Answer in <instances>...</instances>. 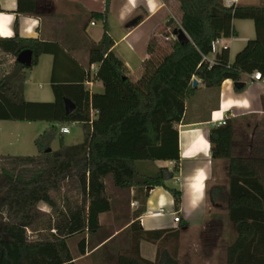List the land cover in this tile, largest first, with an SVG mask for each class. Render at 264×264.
Listing matches in <instances>:
<instances>
[{
  "label": "trees",
  "instance_id": "obj_1",
  "mask_svg": "<svg viewBox=\"0 0 264 264\" xmlns=\"http://www.w3.org/2000/svg\"><path fill=\"white\" fill-rule=\"evenodd\" d=\"M105 1V12L90 17V21L103 23L104 33L89 51L90 63L99 65L94 80L103 84V94H91L84 85H75L71 87L80 90L79 96H70L67 85L53 83V102L26 101L28 72L41 55L52 52L53 45L18 36L0 38V52L16 58L11 71L0 77V121L50 124L35 141L36 156H0V264H77L96 248L93 240L103 230L101 217L111 213L119 229L129 233L132 246L131 254L127 250L119 256V264H179L180 231L141 229L132 221V190L163 187L173 196L179 213L180 188L167 184L165 170L156 167L150 172L147 166L173 162L170 179L179 175L178 126L197 91L193 80L199 79L206 89L219 90L227 80L244 83V76L256 72L264 77L260 35L247 43L233 63L229 50L216 54L212 67L204 60L211 57L213 41L235 36V20H252L257 29H264V5L226 7L225 0H175L190 42L155 49L156 40H151L144 73L134 81L113 50L107 22L111 0ZM36 4L37 0H18L17 14L35 15ZM167 26L173 31L174 20ZM25 50L33 52L31 68L17 62ZM65 99L76 105L70 115H66ZM70 124L80 126L84 137L81 143L66 146L61 128ZM56 140L59 149L48 152ZM210 144L214 161H229L226 197L220 187L208 191L211 202L227 201L229 219L237 231L235 243L228 247V264H264V176L259 174L264 159L235 154L232 120L211 129ZM109 181L115 195L108 191ZM40 205L51 212H43ZM73 240L77 241V257L69 247ZM165 241L175 244L173 251L160 247L154 262L141 257L142 242Z\"/></svg>",
  "mask_w": 264,
  "mask_h": 264
},
{
  "label": "crops",
  "instance_id": "obj_2",
  "mask_svg": "<svg viewBox=\"0 0 264 264\" xmlns=\"http://www.w3.org/2000/svg\"><path fill=\"white\" fill-rule=\"evenodd\" d=\"M232 5L263 6L264 0H225L226 7ZM105 6V0H37L36 14L29 16L17 14L18 0H0V38L18 36L53 45L52 52L41 55L38 64L28 72L25 96H33L32 88L41 83L50 85L51 89L53 83L67 85L70 96H79L80 90L71 87L75 85H84L91 94L104 93L103 84L94 80L99 65L90 63L89 51L92 45L101 42L104 33L103 23L90 21V17L92 13L105 12ZM176 14L179 16L180 10L175 0H111L107 22L115 43L113 50L125 63L134 81L144 73L145 62L150 58L151 40H156L155 49L172 44L165 39L171 32L167 24L171 18H176ZM136 19L138 23H133ZM251 21L235 20V36L223 38L229 46L230 63L258 35L264 46V29H257ZM197 81V91L192 98L201 97L191 108L188 106L185 120L178 126L179 175L175 185L167 182L182 192L180 223L174 221L177 213L174 198L163 187L132 190L135 203L131 209L132 221H137L147 232L180 231L181 243L207 222L211 182L221 179L224 176L221 171H227V168L229 177V161L212 158L211 129L219 126L220 120H232L236 125L247 119L264 118V85L254 81L253 75L244 76V87L240 90L231 80L225 81L219 90L206 89L199 79ZM51 94L54 95L53 89ZM169 164L174 167L173 162L156 163L171 168L167 166ZM93 241L96 248L78 259L77 264L102 252L111 242L96 238ZM166 245L169 246L168 241L142 242L141 257L153 262L159 247L169 249Z\"/></svg>",
  "mask_w": 264,
  "mask_h": 264
},
{
  "label": "rangeland",
  "instance_id": "obj_3",
  "mask_svg": "<svg viewBox=\"0 0 264 264\" xmlns=\"http://www.w3.org/2000/svg\"><path fill=\"white\" fill-rule=\"evenodd\" d=\"M180 16V14L179 16L176 14V21L179 24ZM176 28H179L178 24H175V29ZM15 61L16 58L0 52V77L11 71ZM51 90L50 85L41 83L32 88L31 92L33 96L30 95L25 97L29 102H52L54 101V95L51 94ZM200 97L201 96H195L194 99L191 98L188 101L187 109L188 106L191 108V105L198 101ZM65 126H68L71 131L70 134L64 136V144L66 146L76 145L83 141L84 134L80 126L77 124ZM234 126L235 154L257 161L263 160L264 118L247 119ZM49 127L50 124L47 122L0 121V156H36L38 150L35 141ZM59 147L60 141L56 140L49 149H51V152H55ZM148 164L142 166L146 167ZM161 166L162 165H148L147 168L150 172L156 171V167L168 172H172L174 169L172 164L167 165L171 166V168H164ZM257 167L258 169H263L262 166ZM262 171L263 172L259 174L264 176V169ZM221 172L224 176L217 182H211L209 190L212 187H220L224 190L226 197L230 186L228 168L227 171L223 170ZM170 183L171 185H175L176 177L171 180ZM108 191L110 194H116L111 181L108 182ZM118 194L121 195V193ZM209 203V215L206 224L201 229L196 230L194 234H191L184 243H181V238L179 239L177 247L179 264H228L229 262L228 247L235 243L237 231L229 219L228 203L224 200L215 204L210 201V198ZM132 207L133 201L131 202L130 209H132ZM40 210L45 213L51 212V209L45 205H40ZM101 223L103 225V230L99 236L95 237L96 240L110 239L111 242H109L107 248L105 247L102 252L99 251L88 260L81 261L78 264H119V256L127 253L126 251L130 248V235L127 231H124L125 229H119L115 222L114 213L102 216ZM174 246L175 244L173 242H169L168 247L171 251L174 250ZM69 247L74 256L77 257V241L73 240L69 242ZM159 249L160 247L158 250ZM130 252L131 251H129V254H131Z\"/></svg>",
  "mask_w": 264,
  "mask_h": 264
},
{
  "label": "water",
  "instance_id": "obj_4",
  "mask_svg": "<svg viewBox=\"0 0 264 264\" xmlns=\"http://www.w3.org/2000/svg\"><path fill=\"white\" fill-rule=\"evenodd\" d=\"M173 35L177 38V41L182 45L188 44L190 42V39L181 28H176L173 31ZM33 57H34L33 52L31 50H25L17 57V62L25 68H31L33 66ZM193 87L194 88L198 87L197 79L193 80ZM243 87H244L243 83L235 84V88L239 90L242 89ZM64 103H65L66 115H70L76 110V105L70 99H65ZM48 152H51V149ZM164 176L166 182H169L171 180L168 171L166 170L164 171Z\"/></svg>",
  "mask_w": 264,
  "mask_h": 264
},
{
  "label": "built area",
  "instance_id": "obj_5",
  "mask_svg": "<svg viewBox=\"0 0 264 264\" xmlns=\"http://www.w3.org/2000/svg\"><path fill=\"white\" fill-rule=\"evenodd\" d=\"M170 20H174L175 24H178L179 28H181L185 32V30L183 29L181 24H179L176 21V18H171ZM173 31L170 32V36L169 37H166V39H165L166 41H168V42H178L177 38L173 35ZM185 34L188 36V34L186 32H185ZM188 38L190 39L189 36H188ZM211 48H212L211 57L204 58V60L212 67L215 64V55L220 53L222 50H229V46L226 45V43L224 42V39H217V40L213 41ZM253 80L256 81V82H260L261 84L264 85V77L262 76V74L260 72H256L253 75ZM226 123H227V120H220L219 122H217V124L219 126H225ZM61 133L64 134V135L70 134L71 133L70 128L68 126L62 127L61 128ZM133 206H135V203H133ZM175 215H176V217H175L174 221H175V223L178 224L181 221L180 217H179V213H176Z\"/></svg>",
  "mask_w": 264,
  "mask_h": 264
}]
</instances>
